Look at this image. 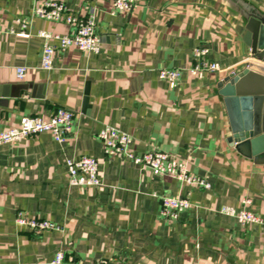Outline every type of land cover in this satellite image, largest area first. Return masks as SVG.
I'll return each instance as SVG.
<instances>
[{"label":"crops","instance_id":"1","mask_svg":"<svg viewBox=\"0 0 264 264\" xmlns=\"http://www.w3.org/2000/svg\"><path fill=\"white\" fill-rule=\"evenodd\" d=\"M42 1L49 0H0V24L16 32L0 34V132L60 108L74 122L63 144L40 134L0 146V264H48L57 251L64 264H264L263 227L220 214L248 199L245 210L264 218V157L246 158L230 141L243 118L264 132V101L220 94L225 77L255 62L244 27L249 16L264 21V0H136L114 15L113 0H56L75 16L93 11L102 47L56 52L50 71L39 67L36 34L70 28L33 18L20 36L14 24ZM198 47L220 72L190 74ZM162 69H180L179 81L160 80ZM105 126L129 134L137 154L157 150L185 161L210 188L107 158L97 138ZM257 144L255 151L264 148ZM81 156L97 159L101 187L68 185L65 161ZM160 196L191 207L176 221L161 219ZM18 213L60 231L33 233L15 224Z\"/></svg>","mask_w":264,"mask_h":264},{"label":"built area","instance_id":"2","mask_svg":"<svg viewBox=\"0 0 264 264\" xmlns=\"http://www.w3.org/2000/svg\"><path fill=\"white\" fill-rule=\"evenodd\" d=\"M135 3L136 0H113L110 14L127 13L133 9ZM33 18L51 23H63L70 28V33L66 35L53 34L43 30L36 34L38 38L43 40L39 66L42 71L52 69L53 56L56 52L74 48L83 53L98 54L101 50L102 43L95 30V16L92 10L85 17H79L72 15L61 1L49 0L35 3L30 16L14 21V24L19 27L18 35H25V30L29 27ZM15 33L12 27L5 29L0 24V34ZM207 55V48L198 47L194 49L192 54L193 65L189 69L191 75L200 77L203 73L220 72L219 66L211 62ZM15 74L17 80H22L25 77V68H16ZM181 74L180 69H162L159 71L158 78L175 85ZM73 122V112L63 108L57 109L49 117L25 116L20 119L16 126L0 132V146L10 145L40 134H49L56 143L63 144L71 134ZM97 138L102 144L105 156L109 159L120 157L125 162L148 168L157 174L169 176L188 186L205 190L210 188L207 181L192 175L189 172L187 163L175 156L157 150L137 154L131 148L132 137L114 127L105 126L98 133ZM65 165L70 187L98 188L102 186L96 158L81 156L74 160L67 159ZM159 200V216L161 219L168 221H176L181 213L191 207V204L185 198L160 196ZM249 204L250 200L243 199L241 209L237 210L233 207L224 206L220 209V214L235 219L240 225L256 224L262 226L264 230V218L245 210V207ZM15 224L36 234L47 231H60L56 224L48 220L27 218L21 213L16 215ZM48 264H64V253L57 251ZM91 264H108V262L99 260Z\"/></svg>","mask_w":264,"mask_h":264},{"label":"water","instance_id":"3","mask_svg":"<svg viewBox=\"0 0 264 264\" xmlns=\"http://www.w3.org/2000/svg\"><path fill=\"white\" fill-rule=\"evenodd\" d=\"M244 30L250 35V56L255 62L247 63L241 72L225 77L221 82L220 94L255 103L258 99L264 101V21L249 16ZM260 140L264 142V132H258L246 118H243L239 131L230 137L237 152L246 158L264 157V148L255 151Z\"/></svg>","mask_w":264,"mask_h":264}]
</instances>
